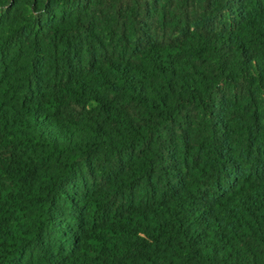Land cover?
<instances>
[{
    "label": "trees",
    "instance_id": "obj_1",
    "mask_svg": "<svg viewBox=\"0 0 264 264\" xmlns=\"http://www.w3.org/2000/svg\"><path fill=\"white\" fill-rule=\"evenodd\" d=\"M0 264H264V0H0Z\"/></svg>",
    "mask_w": 264,
    "mask_h": 264
}]
</instances>
